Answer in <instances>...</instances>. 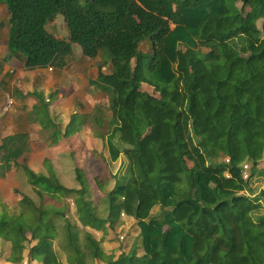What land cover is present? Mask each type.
<instances>
[{
    "label": "trees",
    "instance_id": "1",
    "mask_svg": "<svg viewBox=\"0 0 264 264\" xmlns=\"http://www.w3.org/2000/svg\"><path fill=\"white\" fill-rule=\"evenodd\" d=\"M0 1L9 54L26 71L69 68L72 45L79 61L107 50L109 69L101 62L89 82L107 98L98 156L113 180L97 201L75 204L87 225L79 232L70 203L85 196L83 163L66 141L76 120L47 128L57 149L44 173L12 150L5 170L24 182L0 216V264H84L85 252L92 264H264V167L250 174L246 193L229 175L264 162V0ZM56 15L62 39L45 28ZM101 115L95 108L93 128ZM37 187L65 193L62 225L32 200ZM122 213L136 220L135 235L118 254L106 252L90 228L115 229Z\"/></svg>",
    "mask_w": 264,
    "mask_h": 264
},
{
    "label": "rangeland",
    "instance_id": "2",
    "mask_svg": "<svg viewBox=\"0 0 264 264\" xmlns=\"http://www.w3.org/2000/svg\"><path fill=\"white\" fill-rule=\"evenodd\" d=\"M0 3L2 4L1 1ZM45 28L56 39H62L66 35L62 17H60L59 15H56L49 19L46 23ZM72 50L75 57V64L73 63V65L69 67L68 71L66 72L69 75H67L66 78L62 80L61 84L56 87V89H54L55 91L59 90L60 95L55 94L54 90H50L45 92V94H42L40 88H34L38 86L37 82L30 83L31 73L27 72L16 82V84H18V86H16L15 84L16 89H12L11 91L6 90L2 92V94H5V101L1 114L13 115L15 112L19 114H25L26 112H28V110H26V106H24L22 102L27 98L26 91L29 90L30 86L32 88L31 90L38 95V102L45 103L49 101L53 112L57 113V116L54 117V119H49L47 106L45 104H42L40 106L41 108L39 107L40 109L37 108L33 111L31 110L32 112L27 114L29 116H32V118H30L31 123L29 126H27V130L25 131L27 135L24 136V140H18V138L14 136L15 140L18 141L13 144V149L15 148L14 150L21 149V151H26V155H28V167L32 172L35 173H44V170L42 168V161L45 158L47 159L52 156L51 150L57 149V147L54 145H57V140H54L55 143L51 142L50 144L49 142L48 147H46L47 140H45V135H38V138H36V136L32 137V135L28 137V135L33 134L34 132L41 133L45 131L44 133H46L48 132V129H57V127H61L60 125L62 124L66 126L68 123H71L73 119L76 120L75 123H73V129L67 135L66 141L75 149H79L78 155L80 166L83 163V172H81L83 173L82 180L85 185V196L82 198L81 194H78L72 198L70 203L72 205L70 213H72L74 219H77L78 217V225L76 224V227L79 229V232H81V228H87V225L85 224L86 222L82 219V215H84V212L77 211L74 207L76 205L78 207H81L82 201L84 200L97 201L100 195L109 193L113 185L111 176L109 175L106 167L103 165L98 156V152L101 148L100 138L101 135L106 131L105 127L108 114L107 98L105 95L99 93L94 89L91 90L90 93H88L87 90L90 87L86 88L89 83V78L97 73L98 65L101 62H104L105 65L102 69L104 71L105 69H109L110 64L107 63L108 52L105 49L101 50V55H99V57L94 61L88 59L79 61L78 58L80 55H78V53L81 52L79 47L77 45H72ZM0 57L10 59L11 55L9 54L7 44L6 46H0ZM77 60L78 62H76ZM4 63L9 64L8 62ZM7 67L8 65L3 66V68L0 70V76L4 77L5 74H8ZM33 74L40 73L33 72ZM71 86H74L75 88ZM67 89V93L64 94L65 97L61 98V96H64L63 91ZM63 105L65 111H63L64 114L62 113V116L59 114V110H61L59 109V107L61 108ZM95 108L99 109L102 112L103 117L101 115V118L106 120L102 125L99 124L98 126L93 128L92 115H94ZM73 113L74 118H71V115ZM2 159L8 161L6 152L0 150V216H2V212L5 209V204H8L9 207L15 206L13 205V200H18L19 196H15L16 193L14 192V190L16 188H22L24 182V177L20 173H7L5 167H2ZM259 167H264V162H262V164L253 163L252 165L247 166L248 169L233 171L229 174L230 177L234 179L239 192L246 193V185L249 180V176L255 170L259 169ZM205 182L206 178L203 177L200 185L194 188L192 196L195 200H201L203 192L202 188ZM213 187L214 185H212L211 183L206 188L210 190V188ZM36 189H38L39 191V194L36 196L33 195L34 193L31 190L29 191L25 189L24 193H29L31 196L33 195L32 200L34 201V203L36 205L39 204L40 208L46 211V215H48L49 213V216L47 218L49 221L58 225H62L63 222L61 218H59V215L56 214H60L66 209L65 207L67 205L64 203L65 193L62 190L45 192L42 191V189L39 187H37ZM68 202L70 201L68 200ZM218 202L219 201L216 200L213 202L207 201V203H205V207L214 208L218 204ZM83 210L84 209H82V211ZM74 212L77 215L74 214ZM121 219L123 223L120 226L118 223L115 229H111L107 224L102 226V228H90L91 234L94 237V241L98 244H101L104 248V251L106 252L118 254L119 246L123 245L124 240L131 239L135 235L134 223L136 222V220L133 217L125 215L124 213L121 214ZM224 229L225 227L222 226L223 233L225 232ZM57 234L58 236H60L61 241L66 243V239H64L61 232L58 231ZM79 238L81 237L77 236V242ZM66 250L69 251V247L66 246ZM41 252L46 256L48 250L42 248ZM90 259V255L85 252L83 258L84 264H92ZM22 264L25 263L22 262Z\"/></svg>",
    "mask_w": 264,
    "mask_h": 264
},
{
    "label": "crops",
    "instance_id": "3",
    "mask_svg": "<svg viewBox=\"0 0 264 264\" xmlns=\"http://www.w3.org/2000/svg\"><path fill=\"white\" fill-rule=\"evenodd\" d=\"M8 27H9V13L6 11L5 5L0 3V46H6V44L8 46V33H9ZM4 38H5V40H4ZM78 60L76 62H78ZM4 62H8L10 65L7 63H4ZM73 63L75 64V62H73ZM73 63H72V65H73ZM4 65H8V67H7L8 68V74H5L4 77L0 76V120H1V124H0V150L6 152V156H7V159L9 161L8 156H10L9 154H10L11 150L13 149V144L15 142H17L19 139H21V141H23L24 136L27 135L25 131L27 130V126H29L31 123L30 118H32V116H29L27 114H29L33 110L39 108L42 104H45L47 106L49 119H52V118L54 119V117L57 116V113L53 112V109H52L49 101H47L45 103L44 102L39 103L38 102V95L35 94L31 90L32 88L30 86L29 90L26 91L27 98L25 100H23V102H22L23 105L26 106V108H27L26 110H28V112H26L25 114H19V113L15 112L13 115L12 114H9V115L1 114L2 109L4 107V101H5V94H2V92L6 91V90L11 91L12 89L13 90L16 89V86H18V84H16L18 79L21 78L23 75H25V73L30 72L31 73L30 83L31 82H37L38 86L34 87V88H40L41 93L45 94V92L50 91V90H54V89H56V87H58L61 84L62 80H64L66 78V76L69 75L66 73L69 68L63 69L61 71L60 70H53L51 68L45 69V70L26 71L24 69V66H23L20 58L18 56H14V54H11L10 59L0 57V70L3 68ZM33 72H39L40 74H33ZM88 82H89V80H88ZM15 84H16V86H15ZM71 87L75 88L74 86H71ZM86 88H89L87 90L88 93H90V91L94 89L92 87V85L90 84V82L88 83V86H86ZM10 91H9V93H10ZM67 91H68V89L63 91V95L66 94ZM54 93L60 95L59 90L58 91L54 90ZM63 97H65V95L61 96V98H63ZM44 98H45V96H44ZM49 107H50V109H49ZM59 109H61V110H59V114L60 115H62V113L64 114V112H63V111H65L64 105L61 108L59 107ZM72 115H74V113ZM44 132H41V133H35L34 132L33 134H29L28 137L30 135H32V137L36 136V138H38V135H45V138H46L45 140H47L46 147H48V145H49V139L48 138H49L50 130L46 133H44ZM14 136H16V138H18V140H15ZM27 143H29V142H27ZM39 144H40V142H39ZM44 160H46V158ZM1 161L3 162L2 167H7L8 161H5L4 159H2ZM43 161H42V164H43ZM10 173H14V172H10Z\"/></svg>",
    "mask_w": 264,
    "mask_h": 264
}]
</instances>
